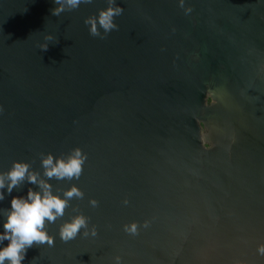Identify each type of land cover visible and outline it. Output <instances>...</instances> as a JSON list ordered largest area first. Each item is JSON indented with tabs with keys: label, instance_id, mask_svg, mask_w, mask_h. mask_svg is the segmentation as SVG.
<instances>
[{
	"label": "water",
	"instance_id": "95a60500",
	"mask_svg": "<svg viewBox=\"0 0 264 264\" xmlns=\"http://www.w3.org/2000/svg\"><path fill=\"white\" fill-rule=\"evenodd\" d=\"M107 3L0 0V171L86 155L49 181L82 196L22 264H264V0H116L118 27L94 37Z\"/></svg>",
	"mask_w": 264,
	"mask_h": 264
},
{
	"label": "clouds",
	"instance_id": "9594fccd",
	"mask_svg": "<svg viewBox=\"0 0 264 264\" xmlns=\"http://www.w3.org/2000/svg\"><path fill=\"white\" fill-rule=\"evenodd\" d=\"M92 2L93 0H53L56 6L51 9V13L58 16L66 9H76L81 3ZM179 3L183 8L184 0H179ZM184 10L186 14L191 11L190 8ZM122 12L123 8L116 4V0H108L106 7L85 19L89 34L97 37L115 30L118 26L114 18ZM42 47L47 50V45ZM85 160L86 155L77 147L67 156H54L52 153L42 155V173L31 169L27 161L19 159L14 160L7 170L0 171V201L11 196L9 207L0 209V264H22L28 248L34 243H52V237L44 227L45 220L53 222L58 216H62L68 201L73 196L79 198L82 192L73 184L60 195L53 191L49 181L52 178H79ZM24 182L36 187H29L26 193L12 195L13 189L19 188ZM82 227H87V218L83 215L73 217L61 225V239L67 241L74 238ZM125 230L135 233L136 224L126 226ZM259 251L264 253V246ZM116 264H120L119 257H116Z\"/></svg>",
	"mask_w": 264,
	"mask_h": 264
}]
</instances>
